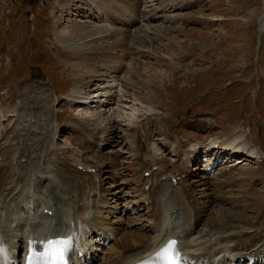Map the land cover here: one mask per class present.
Segmentation results:
<instances>
[{"label":"rangeland","instance_id":"rangeland-1","mask_svg":"<svg viewBox=\"0 0 264 264\" xmlns=\"http://www.w3.org/2000/svg\"><path fill=\"white\" fill-rule=\"evenodd\" d=\"M134 1L119 0L117 4L123 14L133 16ZM137 1L138 12L143 7L161 10L164 4L175 6L158 12L162 18L147 24L148 34H137L142 22H136L126 28L130 31L118 33L115 43L109 37L106 42H95L96 48L93 43L72 48L64 31L80 25L82 33L99 23L98 16L92 19L83 14L89 12V0H69L68 10L63 0H0V111L4 118L10 115L4 123L0 116V139L13 124L22 87L41 84L48 88L53 103L51 120L58 128L54 142L88 156L92 166L104 163L103 186L114 185L111 191L117 195H108L110 205L134 208L115 213L123 219L126 216L123 222L130 230L149 236L144 229L147 213L143 203H130L135 184H119L134 169L129 164L134 162L131 154L136 148L129 146V138L135 135H139L138 153L154 158L167 173H177L189 164L195 173L189 174V180L196 182L191 191L198 197L206 196L201 193L206 185L209 206L195 228L196 236L206 233L212 218L236 216L251 225L260 223L262 216L264 221V22L260 24L264 0ZM111 3L113 0L99 1L102 7ZM112 43L116 46H110ZM111 47L114 49L105 53ZM79 62L98 69L91 73L88 67H77ZM105 122L109 123L107 137L102 134ZM114 129L119 131L117 135H113ZM233 137L240 149L253 151L255 160L239 163L238 158L220 157L215 151L193 161L187 152ZM174 139L183 145L184 153L174 150ZM92 141L102 144L100 150ZM224 170L228 173L221 175ZM224 177L225 185L211 184ZM231 178L233 188L228 185ZM87 179L92 184V176ZM197 180L204 185L196 187ZM211 186L229 203L212 201ZM252 242H256L255 250L260 241L254 239L248 246ZM102 257L100 252L93 264H100ZM246 261L241 264H249Z\"/></svg>","mask_w":264,"mask_h":264},{"label":"bare ground","instance_id":"bare-ground-1","mask_svg":"<svg viewBox=\"0 0 264 264\" xmlns=\"http://www.w3.org/2000/svg\"><path fill=\"white\" fill-rule=\"evenodd\" d=\"M89 1V12L79 11V14H84L85 17L88 15L92 19L98 16L96 19L99 23L90 26L82 33L79 29L80 25L70 28V32L64 31V39L72 41L70 43L72 48H78L84 43H93L92 47L96 48L95 42H104L109 37H113L116 40L115 43L119 41L116 35L125 33L129 30L126 28L133 26L136 22H142L136 33L140 34L144 31V35L148 34L147 24H152L162 18L158 12H163L168 6L164 4L161 10H157V7H143L138 12L137 0H133L135 4L132 16L130 13L121 12L117 4L119 0H113V3L103 7L99 4L100 0ZM138 1L145 3L142 0ZM68 2L69 0H63L66 8L69 5ZM173 5L171 3L167 10ZM262 16L261 25L264 22V14ZM115 23L124 26V29ZM82 26L87 27L84 24ZM109 26L110 31L107 29ZM80 41L83 42L78 43ZM121 43L127 46L126 42ZM110 46L115 47L116 45L112 43ZM112 47L106 49L105 53L112 51L114 49ZM88 64L79 62L77 67H88L91 73L97 71L98 66L93 68ZM78 98L81 100L84 97L79 96ZM17 105L10 131L5 138L0 139V247L4 249L0 257L5 264H24L29 241H45L48 236L70 238L69 252L73 257V262L78 264H84L86 259L93 264L100 251L104 255L100 264H140L169 240L177 242L180 264H240L246 260V256L250 257L244 249L254 239L260 242L250 254L252 255L250 264H264V221L250 225L236 216H228V219L212 218L206 226L205 234L196 236L198 231L193 234L202 215L208 211L210 195L207 194L206 185L201 192L206 196L198 197V194L191 191L196 182L189 180V174H195L188 167L189 164L185 169L170 174L157 166L154 159L143 158L137 151V135L130 137L132 142H128L129 146L136 147V152L131 154L134 162L129 164V169H134L131 171L130 178H125L121 184H135L134 196L130 201L135 206L136 203H143V209L147 213V224L144 229L149 231V236L143 237L144 235L140 232L130 230L126 222H123L126 216L123 219L122 215L118 216L115 213L118 211L123 214L125 210L134 211V208H131L129 204L124 205L122 209L116 204L113 207L109 205L108 200L111 198L107 195L114 196L116 191H111L114 188L112 184L106 188L103 186L105 178L101 179L100 174L104 163L98 161L100 163L97 166H92L86 160L88 156L83 157L79 151H74L69 145L58 147L54 142L58 128L53 126L55 122L52 124L51 106L53 103L48 94V88L36 83L23 86ZM199 123L203 122L199 121ZM104 124L105 131H102V134L108 130L106 124L109 123ZM116 130L114 129L113 135L119 133ZM105 137H107L106 134ZM234 138L233 140L227 138L219 143H206L207 150L205 151L200 152V147H194L187 152L192 154L194 161V158L198 159L202 153L209 155L212 150L213 152L225 150L223 154H228V156V150H231L230 156L235 152L243 151L245 154L237 160L252 161L253 152L240 149ZM175 144L174 149L182 154L184 150L180 143L175 141ZM95 145L100 147L102 144L96 142ZM137 161L139 163L135 164ZM110 164L112 165L111 162ZM225 173L224 170L220 174ZM232 173L234 174V170ZM90 175L93 178L92 184H89V179H87ZM145 176L152 177L150 183L149 178L146 182L142 181L146 179ZM225 177L224 180L214 179V177L211 184L225 185L227 183ZM233 180L234 178H231V183L228 184L229 186L231 184L232 188L234 187ZM148 183L150 189L147 191L146 184ZM200 185H204V182L197 180L196 187ZM208 188L214 195L212 201L220 200L229 203L227 198L224 200V197L219 196V189L216 190L212 186ZM196 199H200L201 202ZM71 204L74 207L71 208ZM89 210L92 211L91 215H89ZM171 220H174V226L171 225ZM80 253L81 257H79Z\"/></svg>","mask_w":264,"mask_h":264},{"label":"snow or ice","instance_id":"snow-or-ice-1","mask_svg":"<svg viewBox=\"0 0 264 264\" xmlns=\"http://www.w3.org/2000/svg\"><path fill=\"white\" fill-rule=\"evenodd\" d=\"M38 245V247H37ZM70 238L56 237L46 241H29L25 264H67ZM4 249L0 247V254ZM140 264H180V255L175 240H169L153 257Z\"/></svg>","mask_w":264,"mask_h":264}]
</instances>
